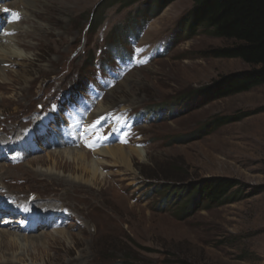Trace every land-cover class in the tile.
Masks as SVG:
<instances>
[{"label": "rangeland", "instance_id": "374dc122", "mask_svg": "<svg viewBox=\"0 0 264 264\" xmlns=\"http://www.w3.org/2000/svg\"><path fill=\"white\" fill-rule=\"evenodd\" d=\"M5 1L0 0V8L18 6L21 0ZM41 1L28 15L9 9L14 19L4 21L0 34V44L14 55L8 60L16 62L5 63L0 73V141L9 137L15 142L23 130L36 132L40 120L47 134L38 137V145L33 143L41 151L24 152L10 162L0 146V203L31 201L32 208L49 203L61 208L56 210L62 218L56 228L44 223L43 230L20 233L17 243L0 242V264H264V86L201 107L196 101L173 106L192 89L250 69L239 59L210 57L234 42L215 37L211 29L191 32L183 26L192 0H176L160 13L146 4L150 0H109V8H97L103 0ZM17 24L19 29L13 30ZM37 27L42 30L34 33ZM49 33L55 36L51 39ZM133 52L137 57L130 60L135 65L130 69L129 61L121 59H131ZM102 77L109 84L80 125L91 127L95 119H103L95 133L114 137L112 145L95 152L120 146L143 154L132 156V169L89 154V161L103 163L93 185L78 171L81 163L55 155L65 149L50 142L60 141L62 133L52 140L50 135L68 122L63 121L62 101L86 93L90 82L97 87ZM107 99L112 105L103 110ZM140 114L148 121H139ZM223 116L241 121L208 135L201 132ZM71 133L77 141L83 139L81 131ZM125 137L127 143H122ZM43 141H50L47 147L42 148ZM55 162L71 169L64 171ZM209 178L238 180L248 195L230 205L188 206L190 217L177 219L174 214L187 201L171 202L167 194L175 186ZM63 182L77 185L80 195H91V208L75 191L60 189ZM13 211L0 218V230L22 226L18 220L12 223Z\"/></svg>", "mask_w": 264, "mask_h": 264}, {"label": "trees", "instance_id": "16d2710c", "mask_svg": "<svg viewBox=\"0 0 264 264\" xmlns=\"http://www.w3.org/2000/svg\"><path fill=\"white\" fill-rule=\"evenodd\" d=\"M115 1L124 3L132 0ZM175 1L150 0L146 4H151L150 7H155L156 13H160ZM192 1L193 7L183 18L182 25H187L191 32L199 28L211 29L215 37L233 41L234 43L230 47L210 52V57L239 59L250 69L222 76L210 85L192 89L184 93L173 106L182 107L196 101L201 107L216 100L247 93L257 87L264 86V0ZM108 2L109 0H103L97 8L103 6L109 8L110 6L106 5ZM138 18L141 22L139 11ZM135 24H138V19ZM245 116L247 115L241 117ZM241 117H216L207 123L201 132L208 135L224 125L241 121ZM247 195L246 186L238 180L209 178L175 186L167 194V197H171L170 201L177 204L187 201L182 207L184 210L174 214L177 219L184 220L190 217L187 212L188 206L194 210V206L198 207L199 205H204V208L230 205L242 200ZM164 199L167 200L166 197Z\"/></svg>", "mask_w": 264, "mask_h": 264}, {"label": "bare ground", "instance_id": "6f19581e", "mask_svg": "<svg viewBox=\"0 0 264 264\" xmlns=\"http://www.w3.org/2000/svg\"><path fill=\"white\" fill-rule=\"evenodd\" d=\"M2 1H5V0H2ZM16 1V0H15ZM14 1V2H15ZM37 1L38 0H21L20 1V4L17 6V4L15 5V6H17L18 8H15V6L14 5H12V4H4V6L3 7H1L0 8V18H3V15H5L6 14V11L8 10V8L9 9H13V10H17V11H19V13L21 12L22 13V15H28V13H32L33 12V8L35 7V5L37 4ZM41 1V0H40ZM6 2V1H5ZM42 2V1H41ZM21 5L23 6V8L21 9L20 7H21ZM4 7H6V8H4ZM16 13V12H15ZM3 14V15H2ZM12 14H13V12H12ZM25 17V16H24ZM20 19V18H19ZM3 22L4 21H2L1 19H0V26L3 24ZM24 22H26V21H24ZM22 22H20L19 24H21ZM19 24H17V25H14L13 27H12V29L13 30H16L18 27H19ZM19 29V28H18ZM39 30H42V28H40V27H37V28H35V32L34 33H36V32H38ZM32 31V30H31ZM45 32H49V30H45ZM14 33H15V31H14ZM20 33V32H19ZM31 33H33V32H31ZM1 34V33H0ZM11 34H13L12 32H11ZM18 35V34H17ZM17 35H15V37L17 36ZM22 35V34H21ZM48 35H50L49 37H51V39L55 36L53 33H49ZM10 36H12V35H10ZM13 37V36H12ZM26 37H31V34H26ZM8 39H11V37L10 38H8ZM7 39V40H8ZM15 40V39H14ZM11 41V40H10ZM3 45H1L0 44V73L2 72V66L5 64V63H9L10 64V62L12 61H9L8 59H11V57H13L14 55L13 54H11V53H7V51H5V49L3 48ZM12 51V50H11ZM19 55V54H18ZM17 57H19V56H17ZM13 62V61H12ZM13 63H16L15 61L13 62ZM18 64H19V62H18ZM21 64V63H20ZM28 73V72H27ZM2 74V73H1ZM17 74V73H16ZM27 77V76H26ZM6 80H7V78H6ZM123 83H124V81H123ZM122 83V84H123ZM119 87V86H118ZM118 87H116L115 89H113L111 92H110V94H112V93H114V91L116 90V89H118ZM27 97V96H26ZM131 100V99H130ZM132 101V100H131ZM124 102V101H123ZM134 103V102H133ZM137 103V102H136ZM103 105H104V107H103V110H105L106 108H110L111 107V105L112 104H110V100L109 99H107V100H105L104 101V103H103ZM36 119H39V118H37V117H35ZM33 119V118H32ZM39 121V120H38ZM19 122V121H18ZM23 122V121H22ZM37 122V121H36ZM34 123V122H33ZM61 123V122H60ZM2 124H4V123H2ZM7 125V124H6ZM5 125V126H6ZM9 125V124H8ZM11 126H12V124H11ZM10 126V127H11ZM32 126V125H31ZM42 126V125H41ZM60 126V125H59ZM3 128V127H2ZM6 128V127H5ZM35 128V127H34ZM60 128V127H59ZM12 129V128H11ZM32 129H33V126H32ZM26 130V129H25ZM24 131V130H23ZM22 131V132H23ZM36 131V130H35ZM40 129H37V131H36V134H39L40 133ZM1 132V131H0ZM18 132V131H17ZM61 133H62V135H61V138H60V141H56V142H54V141H51L50 143L52 144V145H54V146H56V147H61V148H64L65 149V151L63 152V153H61V152H58V153H55V155H58V156H60V157H64V155L66 156V160H68V159H73L74 160V162L75 161H77L78 163H81L82 165L78 168V171H81L82 172V174L86 177H88V178H90L88 181H90V182H92L93 183V185L95 184L94 182H96L97 181V179H98V176L101 174V172H100V167L101 166H98L99 164H102L103 165V163L102 162H99L98 161V159H93L92 161H89V154H91V155H93V156H101V157H103V158H110L111 159V163L113 164V166H120V165H123V166H125L126 168H128V169H132V164H133V155L134 154H137L139 157H141V154H143L142 153V151L141 150H139V149H137V148H125V147H120V146H113V147H110V148H105V149H103V150H100L99 152L97 151V152H95V151H89V150H86L85 149V147L82 145V146H80V147H78V148H76L75 146H74V141L72 140V139H70L69 137H65V133L64 132H62V131H60ZM4 133V132H3ZM14 134V133H13ZM3 135V134H2ZM22 134H20V136H21ZM26 135H28V134H25V136ZM3 137V136H2ZM19 137V136H18ZM58 137V136H57ZM77 137V136H76ZM9 138V137H8ZM8 138H1V141H2V143H5L6 144V147H8V148H10L12 145L10 144L11 142H10V140L8 139ZM12 138H14V137H12ZM28 137L26 136L25 137V140L27 139ZM24 140V141H25ZM0 141V142H1ZM13 142H14V140H13ZM26 142V141H25ZM5 147V146H4ZM64 154V155H63ZM50 156H52V155H48V158L50 157ZM55 158V157H54ZM50 160H51V158H50ZM55 160V159H54ZM23 162V161H22ZM69 162H70V160H69ZM55 163H57V162H55ZM20 164V163H19ZM46 164V163H45ZM58 167H60V169L62 168L64 171H68L69 169H71V166L70 165H67V164H59V163H57L56 164ZM3 169V168H2ZM1 168H0V170H2ZM101 170H102V168H101ZM3 184L1 183L0 184V187L2 186ZM59 187H60V189H62V190H67V191H70V190H73V191H75L74 193L75 194H77L76 196L78 197V198H80L81 200H83V201H85V206H86V208L87 209H90L91 208V200H93L92 199V197H91V190L90 189H88V188H84L83 190L86 192V193H88L89 195H90V197H91V200H90V197L89 198H87V197H85V196H83V195H80V194H78V188L76 187L77 185H73V183H69V182H63V183H61V184H59L58 185ZM2 188V187H1ZM81 188V187H80ZM5 189V188H4ZM47 189V188H46ZM61 191V190H60ZM93 191V190H92ZM97 193V192H96ZM83 194V193H82ZM98 194V193H97ZM11 195H13V194H11ZM3 201V200H2ZM6 201V200H5ZM9 202H12V201H14V199L11 201V200H8ZM23 201V200H22ZM50 201V200H49ZM56 201H57V199H56ZM31 202V201H30ZM30 202H26L25 201V204H21V205H19L16 209H14V211H13V213H14V215H15V218L16 217H19V219H24L25 217H29V215L27 214V213H25V212H21V209L20 208H22L21 206H26V207H29V205H30ZM38 202V200L37 201H35V203H37ZM51 202H53V201H51ZM64 202V201H63ZM67 202V201H66ZM93 202V201H92ZM20 203H24V201L23 202H20ZM45 203H46V201H45ZM55 203V202H54ZM59 203V202H58ZM8 204V203H7ZM44 204V203H43ZM5 205V204H4ZM2 203H0V209L1 208H3V206H4ZM37 205V204H36ZM35 205V206H36ZM40 205H41V202H40ZM39 205V206H40ZM84 206V207H85ZM13 208V207H12ZM34 208V207H33ZM42 208H47V210L45 211V212H42ZM61 209V208H59V207H57V205H53V204H49V203H47V204H44V205H42L40 208L38 207V205H37V207H35V209L34 210H31V217H29V219H30V223L29 224H27V226L26 227H24L23 225L22 226H19V225H15V226H10L9 228H7V229H3V230H0V242H3V243H6V241L7 240H10L9 242H11V240H13V242H16L17 243V241L18 240H20V238H21V236L19 235L20 233H22V234H31L32 232H35L37 229H39V228H42V230L43 229H45V224L44 223H46V225L47 226H49V228L51 227V225H52V222H53V217L56 215V209ZM30 209V208H29ZM6 209H4L3 211H5ZM66 210V209H65ZM68 210V209H67ZM71 210V209H70ZM2 211V212H3ZM44 211V210H43ZM69 211V210H68ZM67 211V212H68ZM1 212V213H2ZM47 212V213H46ZM58 212V211H57ZM66 212V213H67ZM83 212V211H82ZM0 213V214H1ZM9 214H10V212H9ZM12 214V213H11ZM77 216V215H76ZM82 216V215H81ZM69 217V216H68ZM62 218V217H61ZM63 219H64V217H63ZM76 221V220H75ZM81 222V221H80ZM57 223V222H56ZM83 223V222H82ZM73 226V225H72ZM78 226V225H77ZM85 227V226H84ZM60 228V227H59ZM58 228V229H59ZM10 231V232H9ZM74 231V230H73ZM59 232H61V231H59ZM24 238H26V237H24ZM32 238V237H31ZM37 237H33L32 239L33 240H37L36 239ZM29 239V238H28ZM28 239H26V240H28ZM38 239H41L40 237H38ZM29 241V240H28ZM39 241H41V240H39ZM7 244V243H6ZM17 245V244H16Z\"/></svg>", "mask_w": 264, "mask_h": 264}, {"label": "snow or ice", "instance_id": "6c2138e0", "mask_svg": "<svg viewBox=\"0 0 264 264\" xmlns=\"http://www.w3.org/2000/svg\"><path fill=\"white\" fill-rule=\"evenodd\" d=\"M18 18H19V16H18V14H17V19H18ZM98 124H99V121H96L95 123H93V124L91 125V127L95 128V127L98 126ZM104 138H105V137H104L103 134H98V135H96V139H104ZM121 142H122V143H127V139H126V137H125L124 139H122ZM85 145H86L87 147H89V148H94L95 141H91V142L86 141V142H85Z\"/></svg>", "mask_w": 264, "mask_h": 264}]
</instances>
